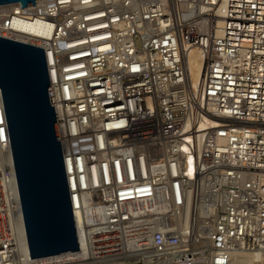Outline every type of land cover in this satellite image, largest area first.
Returning a JSON list of instances; mask_svg holds the SVG:
<instances>
[{
	"label": "built area",
	"instance_id": "obj_1",
	"mask_svg": "<svg viewBox=\"0 0 264 264\" xmlns=\"http://www.w3.org/2000/svg\"><path fill=\"white\" fill-rule=\"evenodd\" d=\"M35 4L0 36L44 48L80 248L20 249L0 175V263L264 264V0Z\"/></svg>",
	"mask_w": 264,
	"mask_h": 264
},
{
	"label": "water",
	"instance_id": "obj_2",
	"mask_svg": "<svg viewBox=\"0 0 264 264\" xmlns=\"http://www.w3.org/2000/svg\"><path fill=\"white\" fill-rule=\"evenodd\" d=\"M13 2L36 5V0H0V5ZM0 89L30 256L78 251L44 48L0 36ZM136 262L142 264L141 258Z\"/></svg>",
	"mask_w": 264,
	"mask_h": 264
},
{
	"label": "bare ground",
	"instance_id": "obj_3",
	"mask_svg": "<svg viewBox=\"0 0 264 264\" xmlns=\"http://www.w3.org/2000/svg\"><path fill=\"white\" fill-rule=\"evenodd\" d=\"M188 64L193 79L197 81L202 70V53L200 49L192 48L190 50L188 55ZM0 160H4V165L2 167L0 166V172L3 174L1 179H3L4 185L8 190L7 197L10 199V202L18 203V186L9 141H7L6 144H0ZM12 228L16 236V242L20 249L27 250L25 225L21 216L18 217L17 220H15V218L13 219ZM18 264L30 263L27 259H24L23 261L19 260Z\"/></svg>",
	"mask_w": 264,
	"mask_h": 264
},
{
	"label": "rangeland",
	"instance_id": "obj_4",
	"mask_svg": "<svg viewBox=\"0 0 264 264\" xmlns=\"http://www.w3.org/2000/svg\"><path fill=\"white\" fill-rule=\"evenodd\" d=\"M4 165V160L2 161V160H0V166L2 167ZM1 171V170H0ZM0 175H2L3 176V174L0 172ZM1 176V177H2ZM3 180V179H2Z\"/></svg>",
	"mask_w": 264,
	"mask_h": 264
}]
</instances>
